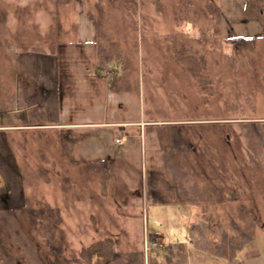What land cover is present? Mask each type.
<instances>
[{
    "label": "rangeland",
    "instance_id": "rangeland-1",
    "mask_svg": "<svg viewBox=\"0 0 264 264\" xmlns=\"http://www.w3.org/2000/svg\"><path fill=\"white\" fill-rule=\"evenodd\" d=\"M263 22L244 0H0V83L17 54L56 47L68 121L140 124L82 127L70 148L67 132L17 134L24 210L0 214V264H82L107 237L145 264L178 242L188 264H264ZM245 210L254 239L216 255Z\"/></svg>",
    "mask_w": 264,
    "mask_h": 264
},
{
    "label": "crops",
    "instance_id": "crops-1",
    "mask_svg": "<svg viewBox=\"0 0 264 264\" xmlns=\"http://www.w3.org/2000/svg\"><path fill=\"white\" fill-rule=\"evenodd\" d=\"M246 1L244 0V12ZM251 1H253L254 7L258 5L262 9L256 16H250V20H262L264 0ZM253 24L257 27V23ZM261 27L264 28V22ZM250 37H255V34ZM60 59V53L56 47L48 50L21 52L17 54L10 80L3 79L0 83V182H4V187H0V211L20 209L15 207V203L18 202L17 199L15 200V196L20 197L23 194L15 162L18 157L15 150H11L18 145L15 139L17 134L34 131L57 132L59 134L67 132L69 136L67 145L70 148L73 142L72 138L74 137L75 141L77 138L75 131L82 127L108 125L121 128L124 131L129 129L132 124L140 125L137 122L131 124L130 121L121 120H112L108 123L103 120L84 124L76 120L77 115H74L75 120L68 121L66 119V97L63 94L65 78L62 76ZM91 76H87L80 67H76L72 75V83L76 87L86 88L88 93H92ZM75 101L79 106L76 105L77 110H74V113H82L83 96L79 95ZM118 136L122 137L120 142L126 139V136L117 134L115 141ZM63 139L65 141V138ZM10 143L13 144L10 145ZM5 203H9L7 208L4 206Z\"/></svg>",
    "mask_w": 264,
    "mask_h": 264
},
{
    "label": "trees",
    "instance_id": "trees-1",
    "mask_svg": "<svg viewBox=\"0 0 264 264\" xmlns=\"http://www.w3.org/2000/svg\"><path fill=\"white\" fill-rule=\"evenodd\" d=\"M253 1L247 0L245 4V13L250 17L257 15L262 9L260 6L254 7ZM256 37L237 36V39H233L241 45H247L250 41H255ZM179 134L178 132H176ZM179 137V136H178ZM180 138V137H179ZM185 142H183L184 144ZM181 145V141L178 139L177 146ZM187 145V144H185ZM177 147V148H178ZM180 148V147H179ZM156 202H163L161 199H154ZM184 203H193L192 200H182ZM51 209L53 207H50ZM24 209H12L0 211L1 216L3 213L19 212ZM54 210V209H53ZM47 214V212H46ZM243 224H237L236 234L229 235L224 234V242L219 246H214V253L221 257H227L228 259L234 258L239 250H242L248 245L255 237L256 229V218L254 214L245 210L243 213ZM15 215V214H14ZM42 219V210L40 211ZM46 216V215H45ZM44 216V217H45ZM43 221V220H42ZM45 222V219H44ZM43 222V223H44ZM48 223V221H47ZM45 224V223H44ZM116 238L107 237L102 240H98L91 245L83 248L81 252L82 264H145V252L143 249L136 251H121L116 248ZM170 244V243H169ZM156 252V251H154ZM158 254L153 252L148 253L149 264H188V251L184 243L178 242L168 245L167 249L164 250V256L162 260H159ZM40 264H44L43 260L39 258Z\"/></svg>",
    "mask_w": 264,
    "mask_h": 264
},
{
    "label": "built area",
    "instance_id": "built-area-1",
    "mask_svg": "<svg viewBox=\"0 0 264 264\" xmlns=\"http://www.w3.org/2000/svg\"><path fill=\"white\" fill-rule=\"evenodd\" d=\"M122 140V137L121 136H118L117 137V139H116V142H120ZM149 249H151V247H148V249H147V256H148V251H149Z\"/></svg>",
    "mask_w": 264,
    "mask_h": 264
}]
</instances>
